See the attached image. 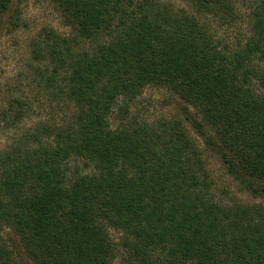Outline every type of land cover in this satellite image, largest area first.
I'll return each mask as SVG.
<instances>
[{"label":"trees","instance_id":"16d2710c","mask_svg":"<svg viewBox=\"0 0 264 264\" xmlns=\"http://www.w3.org/2000/svg\"><path fill=\"white\" fill-rule=\"evenodd\" d=\"M16 1L0 0V29ZM53 2L66 30L33 36L31 93L19 81L0 104V123L20 130L0 148V264H264V204L217 193L189 131L258 191L264 0ZM150 86L200 119L133 115ZM42 100L50 115L23 126Z\"/></svg>","mask_w":264,"mask_h":264},{"label":"rangeland","instance_id":"374dc122","mask_svg":"<svg viewBox=\"0 0 264 264\" xmlns=\"http://www.w3.org/2000/svg\"><path fill=\"white\" fill-rule=\"evenodd\" d=\"M179 2V1H178ZM43 27H52L59 32L66 30L62 23L61 14L53 0H17L11 11L5 16L4 23L0 29V104L7 100L8 90L15 88L20 81L24 93H31L26 75L30 63L29 44L33 36ZM225 38L235 41L234 31H227ZM34 96V93L32 94ZM44 99V98H43ZM43 105L36 102L34 108L26 117L23 126L31 125L41 116L50 115V104L42 100ZM6 106V105H4ZM186 110L200 119L197 110L189 106L184 100L162 87H148L139 96L136 105L132 108V114L139 118L153 121L160 118L174 119L183 118ZM190 124L187 125L189 129ZM17 128L6 130L0 123V148L4 147L12 134L19 132ZM190 133L198 140L205 157L209 172L215 180V191L220 193L223 189L228 190L231 195L237 196L244 202L264 204V179H250L257 192H251L240 185L230 175L226 174L224 166L211 152L205 143L197 136L195 130L190 128ZM113 237L118 238L119 232L112 231ZM3 236L11 248L16 252L21 263L30 261L27 258L18 235L11 228H5ZM31 262V261H30ZM114 264H127L119 255Z\"/></svg>","mask_w":264,"mask_h":264}]
</instances>
